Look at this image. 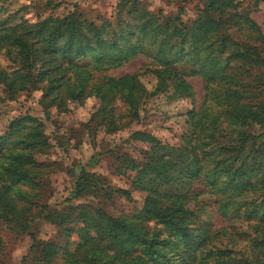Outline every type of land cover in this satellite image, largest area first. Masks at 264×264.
<instances>
[{
  "label": "trees",
  "instance_id": "1",
  "mask_svg": "<svg viewBox=\"0 0 264 264\" xmlns=\"http://www.w3.org/2000/svg\"><path fill=\"white\" fill-rule=\"evenodd\" d=\"M245 1L208 0L189 24L180 15L151 12L139 0H120L115 21L101 24L77 12L36 23L0 21V48L20 67L0 71V84L10 100L41 92L48 116L94 97L100 104L88 128L99 121L118 131V100L130 122L138 119L149 98L140 75L103 73L139 57L150 62L145 73L157 81L153 96L192 101L188 78L205 84V100L186 113L179 145L135 132L131 141L147 144L142 160L116 155L122 168L116 172H135L134 190L146 195L133 216L114 218L95 203L72 204L87 195L132 200L131 190L115 189L96 173L82 171L61 209L21 189L40 177L43 165L35 156L51 145L37 118L11 120L0 137V227L30 234L38 263L264 264V132L250 131L252 124L264 128V35L243 9ZM250 1L253 7L264 2ZM197 184L203 189L196 191ZM38 219L57 225L65 242L36 239L31 225ZM2 248L0 239V256Z\"/></svg>",
  "mask_w": 264,
  "mask_h": 264
},
{
  "label": "rangeland",
  "instance_id": "2",
  "mask_svg": "<svg viewBox=\"0 0 264 264\" xmlns=\"http://www.w3.org/2000/svg\"><path fill=\"white\" fill-rule=\"evenodd\" d=\"M208 0H139L147 10L166 17L180 15L181 20L189 24L197 18L199 11L207 7ZM120 0H0V21L9 19L13 23L20 20L36 23L50 16L63 17L77 12L89 21L101 24L105 20L115 21L119 13ZM253 2L245 1L243 9H247L250 17L260 26L264 35V2L253 7ZM7 50L0 48V71L12 72L20 69L12 64ZM145 57H139L121 68L104 72V75L120 78L127 74H139L140 80L149 92V98L140 108L139 118L130 122L127 117V105L121 100L116 102L115 115L119 126L118 131L110 132L107 127L97 122L91 128L87 127L100 101L94 97L83 104L70 103L69 111L59 113L52 109L50 116L46 115L40 105L41 92H32L10 100L4 85L0 84V137L6 133L11 120L29 114L44 125V134L51 145L45 154H36L40 167V177L34 182L21 186L27 191H36L38 199L54 209L63 208L68 199L73 198L75 183L82 171L96 173L113 188L131 190L132 200L118 195L110 201L98 200L89 195L74 199L72 204L95 203L109 215L118 218L122 215L133 216L142 207L145 193L134 190L132 181L135 172H116L118 162L116 155L128 153L132 158L142 160V151L147 144L133 142L131 137L135 132H147L162 144L177 146L181 137L187 131L186 113L199 109L205 100V84L200 77L188 78L193 87V100H169L165 95L153 96L156 79L145 73L149 66ZM130 122V123H129ZM250 131L254 135L264 132L260 125L252 124ZM249 147V146H248ZM39 188V189H38ZM35 189V190H34ZM203 189L197 184L196 191ZM31 232L40 242H65L57 225L42 219L35 220ZM31 235H16L7 227H0L2 241V264H43L38 263L30 252L33 244ZM73 238V237H72ZM77 240L76 237L73 238Z\"/></svg>",
  "mask_w": 264,
  "mask_h": 264
}]
</instances>
